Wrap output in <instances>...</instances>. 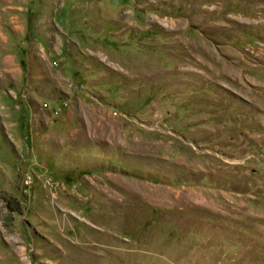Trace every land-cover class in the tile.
Instances as JSON below:
<instances>
[{
	"label": "rangeland",
	"instance_id": "1",
	"mask_svg": "<svg viewBox=\"0 0 264 264\" xmlns=\"http://www.w3.org/2000/svg\"><path fill=\"white\" fill-rule=\"evenodd\" d=\"M0 264H264V0H0Z\"/></svg>",
	"mask_w": 264,
	"mask_h": 264
}]
</instances>
